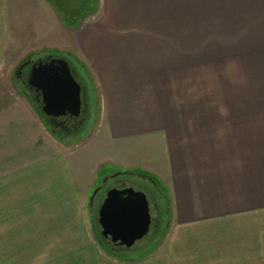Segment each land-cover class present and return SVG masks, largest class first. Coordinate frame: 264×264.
Segmentation results:
<instances>
[{"label": "crops", "instance_id": "0c3cea01", "mask_svg": "<svg viewBox=\"0 0 264 264\" xmlns=\"http://www.w3.org/2000/svg\"><path fill=\"white\" fill-rule=\"evenodd\" d=\"M97 3L99 16L76 31L60 27L46 0H0V264H264V149L211 147L208 126L196 125L198 99L187 100L186 62L187 43L200 40L187 27L200 26L208 5L213 19L239 13L264 25V0ZM45 26L64 42L35 31ZM38 46L68 47L89 67L105 126L98 144L122 165L143 146L135 155L144 158L121 167L167 188L171 223L152 252L123 262L93 241L85 151L56 140L6 80L14 53ZM158 135L165 149H150Z\"/></svg>", "mask_w": 264, "mask_h": 264}, {"label": "rangeland", "instance_id": "374dc122", "mask_svg": "<svg viewBox=\"0 0 264 264\" xmlns=\"http://www.w3.org/2000/svg\"><path fill=\"white\" fill-rule=\"evenodd\" d=\"M46 1L55 7L58 23L63 29L69 25L77 27L86 20H93L99 16L97 0ZM209 7L208 5L207 12L204 9V12L201 13L200 26L192 27L189 22L187 27L188 35L200 37L197 42L189 41L187 43L188 57L186 60L188 67L187 100L191 105L196 97L198 99L196 102L200 103L195 111L197 113L196 125L200 128V133L205 131H201V128L208 126V130L203 134L210 137L213 149L217 148V145L219 149H264V25L244 24L248 20L241 18L239 13H232L228 18L213 19ZM35 31L42 34L46 41L59 42L60 44L64 42V37L59 34L57 28L45 26L35 28ZM66 50L68 47L58 49L38 46L34 50L20 49L7 63L11 66L12 71L6 74V80L12 82L13 89L18 96L25 97L24 91L16 79L15 71L28 59L38 61L70 54L80 67L82 64L85 68L87 88L84 89L79 84L83 102L79 119L84 120L80 130L75 134L65 136V140H58L51 135L62 145L72 147L68 150L73 153H76L77 149L85 151L83 153L84 164L89 168L88 175L84 178L85 187H83L84 192H87L85 216L90 215L91 235L93 241L96 242L95 234L101 231L98 224V211L102 198L112 187L116 186L119 180L122 178L127 180L128 177L122 175L118 178L116 175L145 173L139 167L130 170L123 169V167L135 166V157L136 160H139L146 155L140 153L135 155V149H144L143 146L135 148L133 145V148L127 145L126 148H133L134 152L125 159L121 158L124 165L115 164L113 161L115 152H109L111 150L105 143L103 146L98 144L100 140L97 137L100 132L104 131L105 126L101 119V108L95 82L89 67L74 53ZM40 120L42 121L41 118ZM45 128L49 131L46 126ZM161 137V135L155 137L153 148L150 149H165V141ZM218 138L222 141L226 139L229 143L218 144ZM107 177L109 178L107 184L101 189L100 186ZM131 181L135 182L133 186L136 191L146 194L152 218L149 234L130 250H126L127 257L135 258L150 252L154 249L153 246H159L163 242L171 218L164 214L163 206L169 196L167 188L159 180H156L158 192L144 180L131 178ZM77 184V187L80 188L81 182ZM91 199H93L92 203ZM88 200L89 202H87ZM88 206L90 212L87 211ZM161 211L163 212L162 217ZM158 225L159 228H156Z\"/></svg>", "mask_w": 264, "mask_h": 264}, {"label": "water", "instance_id": "95a60500", "mask_svg": "<svg viewBox=\"0 0 264 264\" xmlns=\"http://www.w3.org/2000/svg\"><path fill=\"white\" fill-rule=\"evenodd\" d=\"M27 84L40 95L42 112L47 117L66 125L80 117L82 90L64 56L49 57L35 63ZM98 224L104 240L115 248L130 250L151 229L152 218L146 194L131 187L111 188L100 205Z\"/></svg>", "mask_w": 264, "mask_h": 264}, {"label": "trees", "instance_id": "16d2710c", "mask_svg": "<svg viewBox=\"0 0 264 264\" xmlns=\"http://www.w3.org/2000/svg\"><path fill=\"white\" fill-rule=\"evenodd\" d=\"M66 58V60L68 61L70 68L73 72V76L76 79V81L83 86L84 89L87 88V81H86V76L85 74V68L82 66L81 67L76 63L75 60H73V58H71L72 56L69 54L67 56H64ZM47 59V58H46ZM28 92V91H27ZM25 97L27 98V100L29 101V103L31 104V106L34 108V110L36 111V113L38 114V116L42 119L44 125L48 128L49 132L56 137L58 140H65L63 135H61L56 129H55V124L56 122H58L59 120L47 117L46 115H44V113L42 112V102H41V97L38 93H34V91H31L30 93L28 92V94H26L24 92ZM145 176H148L149 178H151L153 180V182L155 184L156 180H158L157 178H155L153 175H150L148 173H141ZM157 186V185H156ZM158 187V186H157ZM158 189V188H157ZM161 203V202H160ZM161 207V206H160ZM159 207V209H160ZM163 210H165L164 214L168 215V218H171V202L170 199L168 198L165 201V205L163 206ZM160 215L162 217L163 212H160ZM160 217V218H161ZM160 224V221H158ZM157 228H159V225L157 226ZM96 231V230H94ZM168 231V230H167ZM167 231L165 232V236L167 234ZM95 240L98 243L99 247L101 248V250L103 252H105L107 255L112 256L120 261L123 262H131L133 260H135L134 257H127L126 255V250H121V248H115L113 247L109 242H107L106 240H104L101 237V232L96 233L95 234ZM156 243V242H155ZM155 250L158 245L153 246ZM153 250H151L150 252H152ZM148 252V253H150ZM146 253V254H148ZM144 255V254H143Z\"/></svg>", "mask_w": 264, "mask_h": 264}, {"label": "flooded vegetation", "instance_id": "af4514ba", "mask_svg": "<svg viewBox=\"0 0 264 264\" xmlns=\"http://www.w3.org/2000/svg\"><path fill=\"white\" fill-rule=\"evenodd\" d=\"M46 59L44 60H38V61H45ZM38 61H33L31 59H28L27 61H25L24 63H22L18 69L15 71V75H16V79L20 85V87L23 89V91L28 94L29 91H34L33 89H31L28 84H27V79H28V76L30 74V71L33 67V65L35 63H37ZM24 65V67H23ZM21 66L23 68H21ZM28 91V92H27ZM34 93H37L34 91ZM84 120L82 119H73L71 120V123L69 125H66L64 123H62L61 121H58L56 122L55 124V129L61 134L63 135V137L65 136H69L71 134H75L76 132H78V130H80V127L81 125L83 124ZM122 175H126L128 176L127 177V180H124L123 178L121 180H119L116 184V186L112 187V188H118V189H123V188H128V187H131V188H134L135 189V186H133V184H135L134 181H131V178L132 179H141V180H144L146 181L147 183H149L153 188L154 190L156 191L157 190V186L156 184L153 182V180L151 178H149L148 176H145L141 173H135V174H119V175H116L118 178ZM109 178H105V181L104 183L101 184L100 188L103 189L104 186L107 184V180ZM99 188V189H100ZM100 189V190H101ZM158 192V190L156 191ZM105 198V196H104ZM104 198H102V202L104 200ZM93 200V199H92ZM92 200L90 201L92 203ZM89 202V200H88ZM101 202V203H102ZM89 203V204H91ZM90 208V207H89ZM157 228V227H156ZM121 250L123 251L124 249L121 248Z\"/></svg>", "mask_w": 264, "mask_h": 264}]
</instances>
